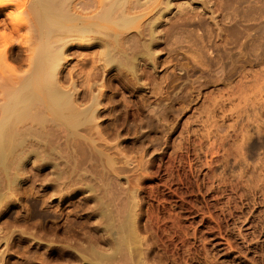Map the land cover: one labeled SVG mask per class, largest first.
Segmentation results:
<instances>
[{
  "label": "rangeland",
  "instance_id": "obj_1",
  "mask_svg": "<svg viewBox=\"0 0 264 264\" xmlns=\"http://www.w3.org/2000/svg\"><path fill=\"white\" fill-rule=\"evenodd\" d=\"M164 21L166 46L142 86L98 81L102 136L87 181L60 188L51 168L27 166L0 212V264H94L122 233L134 251L108 264H264V0H177ZM22 55L9 65L26 70ZM67 58L65 83L80 89L93 65Z\"/></svg>",
  "mask_w": 264,
  "mask_h": 264
},
{
  "label": "bare ground",
  "instance_id": "obj_2",
  "mask_svg": "<svg viewBox=\"0 0 264 264\" xmlns=\"http://www.w3.org/2000/svg\"><path fill=\"white\" fill-rule=\"evenodd\" d=\"M10 1L12 0H0V3L6 2L4 6H0V212L8 207L12 193L26 181L29 164L33 165V171L51 168L54 177L52 180L59 182L58 187L65 183H77L78 186V183L87 181V174L94 171L91 168L96 162H93L95 152L92 154L95 142L93 134L96 132L97 136H102L99 129L101 126L98 124L99 109L107 87L103 81H98L104 75L114 73L113 76L121 78L125 87L142 86V78L155 71L156 61L160 56L155 49L168 39V33L163 28L167 21L164 19L168 11H171L172 2L177 0H16V4H10ZM15 42L20 46L15 53L16 57L20 58V54L27 53L26 59L23 58L26 64L20 59L26 65V70L19 67L14 69L9 65L10 59L15 57L12 54L16 51L12 47ZM173 42L175 44L177 40ZM90 47L98 49L95 54L81 52ZM69 51L72 52L68 54ZM72 56L79 57L83 66L93 65L90 73L83 75L85 77L80 87L82 91L77 88L78 83L66 85L68 77L64 78L62 75L68 64L67 57ZM94 89L97 90L96 93ZM101 165H98L99 168ZM75 175L77 178H74ZM84 186L85 190L88 186ZM103 206L100 205L99 215L106 216ZM128 214L124 222L131 218V214ZM119 226L120 232L126 230L125 226ZM129 229L133 232L134 227ZM120 236H117L119 241L114 238L120 248L116 246V250L109 252L111 254H106L105 251L100 256L98 254V257L93 256L99 264L112 263L114 258H118L116 255L121 254L119 251L126 249L130 237L127 240L123 233ZM115 243L110 246L115 247ZM131 244H128L129 252L132 250L129 247ZM129 252L125 253L130 254ZM90 263L93 264V261Z\"/></svg>",
  "mask_w": 264,
  "mask_h": 264
}]
</instances>
